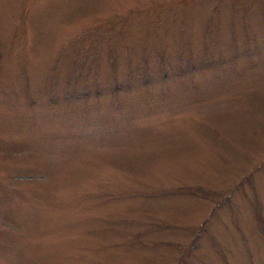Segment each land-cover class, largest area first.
Returning a JSON list of instances; mask_svg holds the SVG:
<instances>
[{"label":"rangeland","instance_id":"374dc122","mask_svg":"<svg viewBox=\"0 0 264 264\" xmlns=\"http://www.w3.org/2000/svg\"><path fill=\"white\" fill-rule=\"evenodd\" d=\"M261 227L264 0H0V264H264Z\"/></svg>","mask_w":264,"mask_h":264},{"label":"trees","instance_id":"16d2710c","mask_svg":"<svg viewBox=\"0 0 264 264\" xmlns=\"http://www.w3.org/2000/svg\"><path fill=\"white\" fill-rule=\"evenodd\" d=\"M259 223H260V225H262L263 224V219L262 218H260L259 217ZM262 228V227H261ZM262 230H263V232H264V228H262Z\"/></svg>","mask_w":264,"mask_h":264}]
</instances>
